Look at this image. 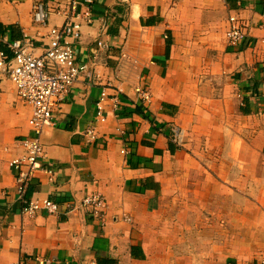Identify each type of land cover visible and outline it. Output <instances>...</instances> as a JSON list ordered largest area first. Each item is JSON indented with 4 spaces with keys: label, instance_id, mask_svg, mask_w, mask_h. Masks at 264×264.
<instances>
[{
    "label": "crops",
    "instance_id": "1",
    "mask_svg": "<svg viewBox=\"0 0 264 264\" xmlns=\"http://www.w3.org/2000/svg\"><path fill=\"white\" fill-rule=\"evenodd\" d=\"M41 0H0V52L29 40L43 50L48 29L32 19ZM44 1V0H43ZM69 13L71 0H45ZM74 47L96 79L82 77L40 137L53 181L35 173L29 192L57 212L21 213L9 162L22 154L28 108L0 85V264H264V0H92ZM248 25L244 48L226 44L229 19ZM63 14L49 28L62 27ZM101 41L95 42L102 28ZM121 52L138 61L150 106L129 89L115 116L99 85ZM93 78V77H92ZM93 127L97 141L84 132ZM183 133L177 149L173 131ZM127 149L128 167L120 152ZM98 196L104 218L80 203ZM122 214L131 223L120 222Z\"/></svg>",
    "mask_w": 264,
    "mask_h": 264
},
{
    "label": "built area",
    "instance_id": "2",
    "mask_svg": "<svg viewBox=\"0 0 264 264\" xmlns=\"http://www.w3.org/2000/svg\"><path fill=\"white\" fill-rule=\"evenodd\" d=\"M6 4L14 3V0H1ZM224 3L229 0H220ZM243 3L249 0H235ZM92 0H71L70 12L65 14L54 4L45 0L38 1L32 8L33 21L43 28L48 29L47 43L43 50L34 49L29 40L13 42L8 45L10 56L0 52V85L9 82L16 91L17 98L27 106L29 114L27 126L29 135L19 144L23 152L9 162L10 168L15 174V182L19 196L21 213L28 217H34L38 212L45 211L48 214L57 212V205L47 200L34 199L29 192L30 183L35 173H43L53 181L54 168L44 163V149L40 143V137L52 127L53 116L60 107L67 102L72 87L82 77L96 79L88 70L87 64L80 61L75 54L74 47L81 36L82 23L91 26L92 19L89 10L84 13L77 12L80 6H89ZM63 14L65 25L49 28L48 21L53 15ZM264 20V12L259 15ZM230 29L226 33V44L233 47L244 48L251 37L248 25L243 24L237 17L229 19ZM101 34L95 42L99 50L107 49V45L101 41ZM257 29L263 33L258 40L264 45V25L259 24ZM93 77V78H92ZM125 89H129L136 99L138 106H150L153 102L152 95L147 88L146 81L138 61L125 52H121L113 68L112 79L105 85H99V97L95 103V115L99 124L106 123L104 115V103L111 102V111L119 116L122 110L121 100L129 98ZM264 118V114H259ZM83 136L89 143L97 141V133L93 127L86 130ZM172 141L177 149L185 146L183 133L173 131ZM123 157L122 167H128L127 156L129 152L123 149L120 152ZM80 206L90 208L93 218L103 220L104 204L98 196L85 198ZM120 222L131 223L132 219L122 214ZM36 264H55L54 260L35 258Z\"/></svg>",
    "mask_w": 264,
    "mask_h": 264
}]
</instances>
